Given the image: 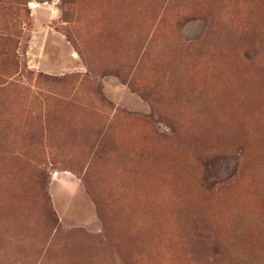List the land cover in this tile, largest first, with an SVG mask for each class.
<instances>
[{"label":"rangeland","instance_id":"374dc122","mask_svg":"<svg viewBox=\"0 0 264 264\" xmlns=\"http://www.w3.org/2000/svg\"><path fill=\"white\" fill-rule=\"evenodd\" d=\"M0 264H264V0H0Z\"/></svg>","mask_w":264,"mask_h":264}]
</instances>
